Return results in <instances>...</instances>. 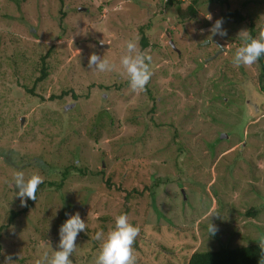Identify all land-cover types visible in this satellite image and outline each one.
<instances>
[{"label": "rangeland", "instance_id": "1", "mask_svg": "<svg viewBox=\"0 0 264 264\" xmlns=\"http://www.w3.org/2000/svg\"><path fill=\"white\" fill-rule=\"evenodd\" d=\"M60 1L0 0V33L5 34L2 40L8 48L0 56V148L5 151L0 154V189L6 192L0 203L7 210L16 205L22 208L15 196L16 171H23L26 178L38 174L44 182L60 181L71 167L66 185L58 192L42 191L31 216L23 218L27 232L11 228V234L5 233L4 251L17 257L13 264H36L45 253L51 256L59 244L61 225L76 213L87 229L79 233L71 259L73 264H94L98 249L90 231L103 232L102 218L113 225L123 205L116 195L108 196L100 177H82L76 166L105 171L107 177L128 168L141 180L160 183L152 188L146 214L133 213L143 233L136 239L143 249V253L135 252L140 263L187 264L178 249H188L191 256L195 250L217 248L208 233L209 223L218 230L236 232L223 235L239 244L246 242L241 236L248 237L247 242L258 239L264 230V97L258 82H250L248 92L241 84L246 77L258 80V64L243 66L246 76L242 66L232 64L236 49L246 39L239 34H249V29L223 21L227 34L213 35L209 29L223 12L222 5L214 2H205L197 19L182 23L175 8L161 10L157 0H64L63 6ZM232 3L253 13L259 34L264 28V0ZM145 27L149 46L142 51L140 30ZM17 39L31 61L11 59ZM129 40L151 58L152 77L142 92H132L122 75L120 58ZM219 45L225 51L209 61ZM51 49L49 76L37 88L45 97L41 101L24 87L39 76L34 65ZM93 53L115 65L114 70H90ZM226 66L231 68L230 75L237 73V83L232 84L236 77L230 85L222 83ZM118 85L120 90L113 88ZM229 88L240 103L248 101L247 96L253 101L259 97L261 115L251 118L245 102L243 110L216 98L219 90ZM63 91H70L68 98L51 101V95ZM74 93L81 99L76 101ZM152 107L155 111L147 114ZM240 113L248 120L234 133ZM134 139L137 148L126 144ZM197 147L199 156L191 149ZM236 150H243V160L229 175L224 165H234ZM8 151L12 152L6 155ZM5 160L9 163L4 164ZM7 185L14 188L12 192L6 191ZM254 206L257 217L245 216ZM144 216L143 227L140 217Z\"/></svg>", "mask_w": 264, "mask_h": 264}, {"label": "trees", "instance_id": "2", "mask_svg": "<svg viewBox=\"0 0 264 264\" xmlns=\"http://www.w3.org/2000/svg\"><path fill=\"white\" fill-rule=\"evenodd\" d=\"M238 0H235V2H237ZM251 1V0H248ZM205 2H209V3H219L220 5H222L223 8V12L221 13V18L223 21H227L229 23L235 24V25H245L248 29H249V35L252 38H256V35L258 34L256 31V20H254V15L253 13L246 11V10H241L238 9L236 7L233 6L232 0H190V1H181V0H157V6L158 8H160L161 10L163 9H168L170 10L171 8H175V12L178 16V19L180 20V22L182 23H187L190 22L194 19H197L199 16V8L202 4H204ZM61 6H63L65 4L64 0L60 1ZM219 17V18H220ZM148 28V27H147ZM149 30V29H148ZM146 27L145 28H141L140 33L142 35V39H141V50L144 51L146 50V48H148L149 46V42H148V38L146 36ZM1 32L0 33V56L2 55H6L8 48L5 45V42L2 40V37L5 35ZM8 35H13L11 33H9ZM22 42L21 39H17L16 41L13 42V44L15 45L14 48H12V55H11V59L14 61V59L16 60L18 57L19 59H22V63L28 61H31L32 59H28L25 52L23 50H21L23 47H21L20 43ZM35 45V44H34ZM219 47H221V45H219ZM54 48V47H53ZM221 49V48H220ZM219 49V51H220ZM52 52H54V49H51L49 52H47L46 54H41L40 55V60L34 65V72L39 73V76L33 80V84L31 86L27 85L24 87V89L26 90V92L28 94H30L31 96H38V98H40L41 101H45V97L43 96L44 94L42 93V95H39V93H37V88L48 78L49 76V72H50V64H51V56H52ZM53 59V58H52ZM16 64V63H15ZM258 66H259V71H260V75L258 77V80L256 81L255 78L252 77H246V79H244L245 81L241 82V84L244 86V89L248 92L249 88H251V83H256L258 82V86L260 87V91H262V93H260V95H262L264 97V57H262L258 62H257ZM230 70L231 68L226 66V68L223 70V76H222V83L224 82L225 85H230L231 84V80L233 77H236V79L234 80V83H237L238 80V76L237 73H233L232 75H230ZM241 70L243 72V75L246 76V73L244 71V67H241ZM2 81L0 80V83ZM221 83V84H222ZM40 84V85H39ZM122 87V85H118L115 86L113 88L120 90ZM213 87L215 89H219L218 85L216 83H214ZM150 96L153 100H155V96H152L151 90L148 89ZM70 91L65 92L63 91L61 94H57V95H51L50 99L51 101H60V100H64L65 98H68L70 93ZM226 92V93H224ZM227 92H230L229 94ZM41 94V93H40ZM234 94H237L235 91L231 93V88L226 89V90H219V95L216 96L217 99L221 100L223 103L229 105L231 103H235L239 106V108L245 110L243 108V103L245 102L248 105V109H249V113H252V117L251 118H256L257 116L261 115V110H260V105H261V100L258 99L259 97L255 98L256 100H250L251 98L254 97H250L247 96L248 93H244V96L246 97L245 99H247L248 101H244L241 103L239 102L237 96L233 98ZM227 96H232V98H230L228 101H226L225 97ZM72 97L78 101L79 99H81V97H79L78 95H76L75 93L72 95ZM89 94L84 96V98H88ZM256 97V96H255ZM155 111V108H151V110L149 112H147V114H152ZM264 112V111H263ZM240 117L241 120L240 122L237 124V127H235V130H233L234 133L238 132L239 130H241L240 125L244 126V122H247L248 117L244 114L240 113ZM240 124V125H239ZM239 125V126H238ZM136 140H131L130 142H126V144H129L131 147H139V145L135 142ZM139 141V139L137 140ZM186 141H188V139H186ZM186 144L190 145L188 142H186ZM191 147V146H190ZM194 153L195 156H199V147L196 148H191ZM190 149V150H191ZM122 151V150H121ZM242 151L243 150H236L235 152H233L235 156V162L234 165L229 163V164H225V172L228 173L229 175H232L233 172L235 171V168L237 166V164L241 161L242 159ZM4 149L0 148V154H4ZM9 152L12 151H8L7 153H5L6 155L9 154ZM220 151H216L214 152V154H218ZM232 154V153H231ZM227 158V155H225ZM128 159H124L122 160L123 162H127ZM243 160V159H242ZM199 161V159L197 160ZM234 161V160H233ZM8 162V160L3 161L4 164H6ZM9 163V162H8ZM79 164V163H76ZM252 162H251V167H252ZM71 169V167H68L66 172L62 174V179L60 181H53V180H48L43 182L37 191V195H36V201L38 196L40 195V193L42 191L45 190H51L53 192H58L60 191L65 185H66V181L68 180L67 177L69 175V170ZM118 170H120L119 168H117ZM52 170V168H51ZM133 170L131 169H126L125 173L116 171L115 173L113 172L111 176L107 177L105 171H86L82 168H79L76 166V172L79 173L82 177L91 175V176H96V177H100V180L102 181V185L103 187L108 191V196L110 198H114L113 195H116L118 197V199H120L122 205H123V210L121 211V214H127L129 217V222L133 225V226H137L136 225V221L133 219L134 218V214H136L137 212H144L146 214V210L148 208L149 205V200L151 198V192H152V188L153 187H158V185L160 184L159 182L157 183H153L151 184L149 181H147V179L141 180L140 176L136 173L135 175H131V172ZM251 174L254 173V169L252 171H250ZM119 178L121 181H116V178ZM151 179V178H149ZM4 182V181H3ZM2 185V184H1ZM9 188H5L6 191H13L14 188L10 187V185H7ZM2 193H6L5 190L2 191V189H0V199L3 198V194ZM36 201L31 200V199H27L26 200V204L24 206H22V208L20 207V205H16V207L12 208V209H4L3 208V202L0 203V210H3L4 212V216H3V220L0 222V259H5L7 256H12V258L14 259V261L16 260L17 257L14 256V253L9 251L8 253H5L4 251V240H5V233L7 234H11V228L16 229L18 232L21 231H26V225L25 222L23 221V218L26 216H31L30 214V209L33 208V206L36 204ZM229 212V211H228ZM24 215V216H23ZM258 215V209L257 207H251L247 213L245 214V216L248 217H252V218H256ZM29 221H31V218H28ZM110 219V218H109ZM102 220L104 221L101 225V228L103 230V232L106 234L111 228L114 227V224H107L105 223L108 219L107 218H102ZM225 221V219L222 220V222ZM140 222L142 223V226L144 227V225L146 226V216L144 217H140ZM31 223V222H30ZM34 225V224H33ZM138 227V226H137ZM228 226L225 225V228H227ZM37 230H39V228L36 227ZM229 232L231 234H235L236 232H231L228 229H225V231L218 230L215 235H212L213 237V243L217 242L218 243V247L217 248H209L208 250H195L194 252L188 253V249H178L179 251H181V253H179L180 258L187 262V264H259V260H260V248H259V238L261 236H264V230H261L260 232V237L256 240L253 241H249L247 242V238L245 236H241L242 240L246 241L244 244H239V242H235L234 240H232V237H227L225 238V236L223 234H225L224 232ZM99 232L98 230H93L90 231V234L94 240V242L96 243V249H99V244L100 242L97 241L95 239V235L96 233ZM38 233V232H37ZM24 236L25 232L22 233ZM143 233L140 231L139 236H142ZM212 243V244H213ZM236 243V244H235ZM239 244V245H238ZM135 252L136 253H143V249H141V245L139 244L138 240H136L135 244L133 245ZM184 253V254H182ZM137 259V258H136ZM21 263H24V261H21ZM137 264H153L150 260L149 261H144V262H139L137 259Z\"/></svg>", "mask_w": 264, "mask_h": 264}, {"label": "clouds", "instance_id": "3", "mask_svg": "<svg viewBox=\"0 0 264 264\" xmlns=\"http://www.w3.org/2000/svg\"><path fill=\"white\" fill-rule=\"evenodd\" d=\"M208 19L211 17L209 16ZM222 25L223 20L218 19L209 31L213 35L225 36L227 33L222 30ZM239 36L246 39L243 45L236 49L232 64L235 67H250L264 57V28L260 30L256 38H252L248 31H241ZM150 61V57L138 51L136 42L129 40L126 43V52L120 58V67L132 92L145 90L152 77ZM88 68L94 72H111L115 65L93 53L89 57ZM13 181L15 188L18 189L15 196L20 198L22 206L26 204L27 199L36 201L38 188L44 182L43 177L38 174H32L26 178L25 173L19 170L15 172ZM86 229L87 224L81 219L79 213L71 215L59 229L57 250H53L51 256L45 253L41 259L36 261V264H73L71 257L77 250V237ZM217 230L214 225L209 223L208 233L215 235ZM139 234L140 228L129 222L127 214L115 216L113 228L106 234L97 232L95 235V239L100 244L94 264H137L133 245ZM258 244L260 248L259 264H264V236L259 238ZM5 264H13L12 256L5 258Z\"/></svg>", "mask_w": 264, "mask_h": 264}, {"label": "water", "instance_id": "4", "mask_svg": "<svg viewBox=\"0 0 264 264\" xmlns=\"http://www.w3.org/2000/svg\"><path fill=\"white\" fill-rule=\"evenodd\" d=\"M223 51H225V49L224 48H221L220 49V51L215 55V56H213V57H211V58H209L208 60L210 61V60H214L215 58H217ZM207 60V61H208ZM226 136V135H225Z\"/></svg>", "mask_w": 264, "mask_h": 264}, {"label": "built area", "instance_id": "5", "mask_svg": "<svg viewBox=\"0 0 264 264\" xmlns=\"http://www.w3.org/2000/svg\"><path fill=\"white\" fill-rule=\"evenodd\" d=\"M182 1H185V0H182Z\"/></svg>", "mask_w": 264, "mask_h": 264}]
</instances>
